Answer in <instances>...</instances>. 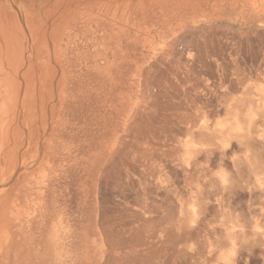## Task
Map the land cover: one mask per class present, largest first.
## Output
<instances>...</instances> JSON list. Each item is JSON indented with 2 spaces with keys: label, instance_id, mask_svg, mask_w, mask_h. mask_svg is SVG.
Returning a JSON list of instances; mask_svg holds the SVG:
<instances>
[{
  "label": "bare ground",
  "instance_id": "bare-ground-1",
  "mask_svg": "<svg viewBox=\"0 0 264 264\" xmlns=\"http://www.w3.org/2000/svg\"><path fill=\"white\" fill-rule=\"evenodd\" d=\"M0 264H264V0H0Z\"/></svg>",
  "mask_w": 264,
  "mask_h": 264
}]
</instances>
